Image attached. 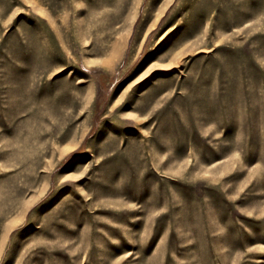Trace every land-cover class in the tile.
Returning a JSON list of instances; mask_svg holds the SVG:
<instances>
[{"label":"rangeland","instance_id":"rangeland-1","mask_svg":"<svg viewBox=\"0 0 264 264\" xmlns=\"http://www.w3.org/2000/svg\"><path fill=\"white\" fill-rule=\"evenodd\" d=\"M0 264H264V0H0Z\"/></svg>","mask_w":264,"mask_h":264},{"label":"bare ground","instance_id":"bare-ground-1","mask_svg":"<svg viewBox=\"0 0 264 264\" xmlns=\"http://www.w3.org/2000/svg\"><path fill=\"white\" fill-rule=\"evenodd\" d=\"M48 24V23H47ZM52 26V25H51ZM204 27V26H203ZM182 48V47H181ZM193 53V52H192ZM167 65V64H166Z\"/></svg>","mask_w":264,"mask_h":264}]
</instances>
